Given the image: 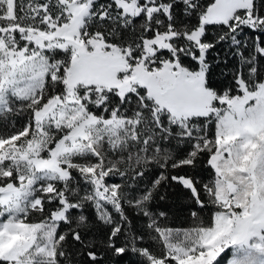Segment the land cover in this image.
Returning a JSON list of instances; mask_svg holds the SVG:
<instances>
[{
	"label": "snow or ice",
	"instance_id": "1",
	"mask_svg": "<svg viewBox=\"0 0 264 264\" xmlns=\"http://www.w3.org/2000/svg\"><path fill=\"white\" fill-rule=\"evenodd\" d=\"M0 264H264V0H0Z\"/></svg>",
	"mask_w": 264,
	"mask_h": 264
},
{
	"label": "trees",
	"instance_id": "2",
	"mask_svg": "<svg viewBox=\"0 0 264 264\" xmlns=\"http://www.w3.org/2000/svg\"><path fill=\"white\" fill-rule=\"evenodd\" d=\"M180 222H182V223H183V222H186V220H185L184 218H182V220H181Z\"/></svg>",
	"mask_w": 264,
	"mask_h": 264
}]
</instances>
